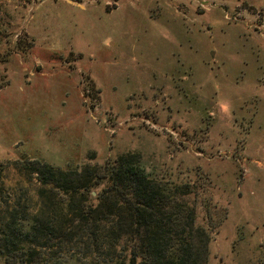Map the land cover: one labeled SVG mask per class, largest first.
Wrapping results in <instances>:
<instances>
[{"label": "rangeland", "instance_id": "rangeland-1", "mask_svg": "<svg viewBox=\"0 0 264 264\" xmlns=\"http://www.w3.org/2000/svg\"><path fill=\"white\" fill-rule=\"evenodd\" d=\"M128 153L226 213L209 264H264V0H0V217L25 162Z\"/></svg>", "mask_w": 264, "mask_h": 264}, {"label": "trees", "instance_id": "trees-1", "mask_svg": "<svg viewBox=\"0 0 264 264\" xmlns=\"http://www.w3.org/2000/svg\"><path fill=\"white\" fill-rule=\"evenodd\" d=\"M24 166L41 205L0 217V264H209L226 213L196 184L152 177L135 153L79 171ZM202 207L210 228L198 223Z\"/></svg>", "mask_w": 264, "mask_h": 264}]
</instances>
